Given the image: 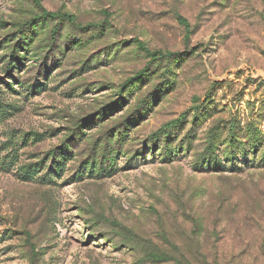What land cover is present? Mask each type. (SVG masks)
<instances>
[{
  "label": "rangeland",
  "instance_id": "obj_1",
  "mask_svg": "<svg viewBox=\"0 0 264 264\" xmlns=\"http://www.w3.org/2000/svg\"><path fill=\"white\" fill-rule=\"evenodd\" d=\"M40 1L93 25L0 0V264H264V0Z\"/></svg>",
  "mask_w": 264,
  "mask_h": 264
},
{
  "label": "trees",
  "instance_id": "obj_2",
  "mask_svg": "<svg viewBox=\"0 0 264 264\" xmlns=\"http://www.w3.org/2000/svg\"><path fill=\"white\" fill-rule=\"evenodd\" d=\"M36 4L41 6V12L37 15H35L34 17H32L30 20H28L26 22V27L30 28L35 21L38 20H67L69 22H71L72 24L76 25L77 27L84 29V30H88L93 24L87 25V26H82L81 24H79L76 20V16L74 14H71L69 12H60V11H53V10H49L45 7L42 6L41 1L40 0H35ZM180 21L186 25L187 27H189L188 21L183 18V17H179ZM58 30L59 27L56 25L54 27V29L52 30V37L54 38L57 34H58ZM140 46L147 51L151 56H153L154 59H161L162 57H174L177 56L176 52L173 51H162V50H152L149 47H147L143 42H139ZM9 66H12V61H10ZM141 73V72H140ZM177 123V121L171 122L170 124H168L170 127L174 124ZM62 159H65L63 157V154H61L60 156ZM29 173V171L27 172Z\"/></svg>",
  "mask_w": 264,
  "mask_h": 264
}]
</instances>
